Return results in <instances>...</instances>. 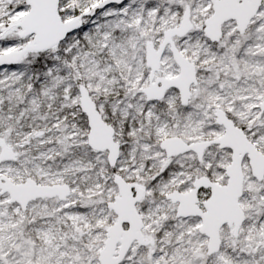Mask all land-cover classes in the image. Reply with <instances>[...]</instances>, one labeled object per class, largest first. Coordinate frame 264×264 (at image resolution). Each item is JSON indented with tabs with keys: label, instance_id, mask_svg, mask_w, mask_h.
<instances>
[{
	"label": "snow or ice",
	"instance_id": "6c2138e0",
	"mask_svg": "<svg viewBox=\"0 0 264 264\" xmlns=\"http://www.w3.org/2000/svg\"><path fill=\"white\" fill-rule=\"evenodd\" d=\"M0 264H264V0H0Z\"/></svg>",
	"mask_w": 264,
	"mask_h": 264
}]
</instances>
